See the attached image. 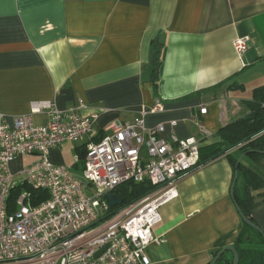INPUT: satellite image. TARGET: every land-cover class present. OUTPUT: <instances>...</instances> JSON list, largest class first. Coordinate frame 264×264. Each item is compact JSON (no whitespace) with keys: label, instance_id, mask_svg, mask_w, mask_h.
Segmentation results:
<instances>
[{"label":"crops","instance_id":"0c3cea01","mask_svg":"<svg viewBox=\"0 0 264 264\" xmlns=\"http://www.w3.org/2000/svg\"><path fill=\"white\" fill-rule=\"evenodd\" d=\"M243 37L249 48L239 58L234 42ZM155 46L158 87L151 77ZM257 88L264 89V0H0V113L10 122L35 102H52L97 115L98 137L109 124L133 123L161 103L147 125L166 124V139L195 137L206 152L224 126L249 114ZM34 121L45 125L48 114ZM87 142H66L50 159L72 170ZM73 149L69 165L65 154ZM36 160L18 157L13 174ZM233 179L224 156L179 183L178 198L161 209L153 230L165 242L148 247L150 264H209L227 246L244 254L248 229L231 196ZM261 200L252 216L264 231Z\"/></svg>","mask_w":264,"mask_h":264},{"label":"built area","instance_id":"2783aa9c","mask_svg":"<svg viewBox=\"0 0 264 264\" xmlns=\"http://www.w3.org/2000/svg\"><path fill=\"white\" fill-rule=\"evenodd\" d=\"M249 42L248 37L234 42L239 58ZM162 110L158 103L133 123L113 122L99 140L94 134L97 115L61 111L52 102H35L29 114L12 122L0 113V264H150L148 247L165 242L153 232L162 222L161 209L178 198L182 180L204 167L200 140L166 139V124L147 125V116ZM42 112L48 121L40 126L34 115ZM200 113L206 114L207 108ZM85 139L83 176L95 190L93 197L84 193L85 184L70 168L50 159L53 149ZM27 155L37 160L19 171L25 180L14 183L12 163ZM129 182H149L153 190L111 208L105 196ZM20 185L46 190L49 199L35 206L24 189L12 201V190Z\"/></svg>","mask_w":264,"mask_h":264},{"label":"trees","instance_id":"16d2710c","mask_svg":"<svg viewBox=\"0 0 264 264\" xmlns=\"http://www.w3.org/2000/svg\"><path fill=\"white\" fill-rule=\"evenodd\" d=\"M152 82L156 87L159 86V71L162 64L161 48L154 47L152 56ZM229 81V80H228ZM222 82L218 86L228 83ZM236 85V83H234ZM234 85H230L232 87ZM240 86V85H238ZM201 94V91L197 92ZM249 114L245 117L224 126L218 132L219 143L207 147V151L200 146L201 162L204 166L226 157L232 165L234 172L238 158L243 153H247L238 167L239 177L234 189V204L238 205L243 214L257 226L258 223L252 216L253 209L260 203L261 198L264 203V89L257 88L253 99L248 103ZM101 135L96 137L99 140ZM87 145L77 148V161L73 165V172H83L85 169V160ZM27 189L31 194L32 204L37 206L49 199V193L46 190L33 189L26 185L16 186L12 190V201L17 200L21 192ZM153 190L149 182L134 183L129 182L120 186L115 193L123 199V206L130 204L149 194ZM248 234L244 236L245 250L244 254L235 246L240 257L239 264H264V234L255 230L248 224H245ZM260 227V226H259ZM261 228V227H260ZM262 229V228H261ZM242 241V240H241ZM259 248V250H258ZM221 250V249H220ZM219 250V251H220ZM214 254V257L219 252ZM261 252V259L256 256ZM210 264V263H209ZM216 264H233V254L225 252Z\"/></svg>","mask_w":264,"mask_h":264},{"label":"water","instance_id":"95a60500","mask_svg":"<svg viewBox=\"0 0 264 264\" xmlns=\"http://www.w3.org/2000/svg\"><path fill=\"white\" fill-rule=\"evenodd\" d=\"M158 39V38H156ZM247 153H243L241 154V156L238 158V161H237V165H236V169H235V172H234V179H233V183H232V186H231V196L232 198H234V189H235V186H236V183L238 181V177H239V172H238V167L240 165V163L242 162V160L244 159V157L246 156ZM105 199L107 201V203L109 204V206L111 208H115L121 204H123V199L121 197H119L118 195L116 194H107L105 196ZM242 220L248 224L249 226H251L252 228H254L255 230L261 232L262 234H264V231L259 227L257 226L256 224L252 223L244 214L243 212L241 211V209L239 208L238 205H235ZM107 249V247H105L104 249H102L101 251H99L97 254H96V258L100 257L103 252H105V250ZM225 252H231L233 254V264H239V261H240V257H239V253L237 251V249L233 246H227V247H224L222 248L218 253L217 255L213 258V260L210 262V264H216L217 261L219 260V258L225 253Z\"/></svg>","mask_w":264,"mask_h":264},{"label":"rangeland","instance_id":"374dc122","mask_svg":"<svg viewBox=\"0 0 264 264\" xmlns=\"http://www.w3.org/2000/svg\"><path fill=\"white\" fill-rule=\"evenodd\" d=\"M65 157L67 159V161L69 162V165H72L74 160L76 159V152L73 150L69 151L68 154H65ZM75 177H77V179H79L82 183H84V193L88 196V197H93L95 195V190L92 186L89 185V183L85 180L84 176H83V172H76L74 171ZM25 180L24 176H16L14 178V183H20L23 182ZM104 214H101V217H103Z\"/></svg>","mask_w":264,"mask_h":264}]
</instances>
